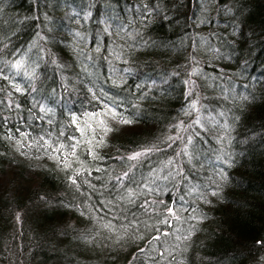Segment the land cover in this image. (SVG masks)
Here are the masks:
<instances>
[{"label":"trees","instance_id":"obj_1","mask_svg":"<svg viewBox=\"0 0 264 264\" xmlns=\"http://www.w3.org/2000/svg\"><path fill=\"white\" fill-rule=\"evenodd\" d=\"M0 264H264V0H0Z\"/></svg>","mask_w":264,"mask_h":264},{"label":"snow or ice","instance_id":"obj_2","mask_svg":"<svg viewBox=\"0 0 264 264\" xmlns=\"http://www.w3.org/2000/svg\"><path fill=\"white\" fill-rule=\"evenodd\" d=\"M17 67H19V62H17V65H16ZM17 90H19V89H17ZM95 95V94H94ZM106 107V110L107 111H110L111 113H112V115L113 116H115L116 115V113H115V110L114 109H107V106H105ZM192 107L194 108L195 107V103H193L192 104ZM91 115V117H93V118H95V117H98L99 115H100V113H92V114H90ZM76 122V117H73V123H75ZM121 122L122 123H131L132 121L131 120H129V119H127V118H122V120H121ZM198 122V121H197ZM103 121H99V124L102 126L103 125ZM89 127H91V125H89ZM104 131H105V133L108 131V129L107 128H104ZM171 139V138H170ZM72 148H73V151H74V148H75V146L73 145V146H71ZM60 148H63V145H61L60 146ZM57 150H59V149H57ZM150 151H152V149H146L145 150V152H137V153H135L133 156H131V157H129V159H136V158H138V157H140V156H142V155H144V154H146L147 152H150ZM68 165L67 164H65V167H67ZM215 194V193H214ZM169 211L171 212V209H169Z\"/></svg>","mask_w":264,"mask_h":264},{"label":"rangeland","instance_id":"obj_3","mask_svg":"<svg viewBox=\"0 0 264 264\" xmlns=\"http://www.w3.org/2000/svg\"><path fill=\"white\" fill-rule=\"evenodd\" d=\"M193 93V92H192Z\"/></svg>","mask_w":264,"mask_h":264}]
</instances>
